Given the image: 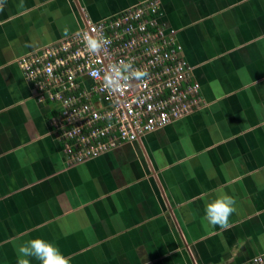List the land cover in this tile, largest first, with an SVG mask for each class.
I'll use <instances>...</instances> for the list:
<instances>
[{
	"label": "crops",
	"instance_id": "0c3cea01",
	"mask_svg": "<svg viewBox=\"0 0 264 264\" xmlns=\"http://www.w3.org/2000/svg\"><path fill=\"white\" fill-rule=\"evenodd\" d=\"M144 0H0V264L43 239L70 264H239L264 253V0H157L204 107L71 162L16 59ZM65 29L68 34L64 35ZM235 198L227 229L204 219ZM30 264H40L28 258Z\"/></svg>",
	"mask_w": 264,
	"mask_h": 264
},
{
	"label": "built area",
	"instance_id": "2783aa9c",
	"mask_svg": "<svg viewBox=\"0 0 264 264\" xmlns=\"http://www.w3.org/2000/svg\"><path fill=\"white\" fill-rule=\"evenodd\" d=\"M157 7V0H144L86 21L74 35L16 59L34 100L58 107L51 124L71 162L95 159L204 107L174 30L156 20ZM85 33L106 42L101 54L87 51ZM120 61L148 75L113 93L102 77ZM239 264H264V253Z\"/></svg>",
	"mask_w": 264,
	"mask_h": 264
},
{
	"label": "clouds",
	"instance_id": "9594fccd",
	"mask_svg": "<svg viewBox=\"0 0 264 264\" xmlns=\"http://www.w3.org/2000/svg\"><path fill=\"white\" fill-rule=\"evenodd\" d=\"M2 10V9H0ZM68 34L65 29L64 35ZM84 43L87 51L93 55L101 54L106 42L92 35L85 33ZM94 77L99 76V72H93ZM148 73L134 69L132 64L120 61L119 64L110 66L105 70L102 77L105 87L113 93L121 92L126 86H130L132 81H140L147 77ZM236 200L230 195H224L209 203L205 209L204 219L213 228L227 229L229 217L236 211ZM18 264H30L28 258H35L40 264H70L69 258L62 255L57 247L43 239H32L16 246Z\"/></svg>",
	"mask_w": 264,
	"mask_h": 264
}]
</instances>
